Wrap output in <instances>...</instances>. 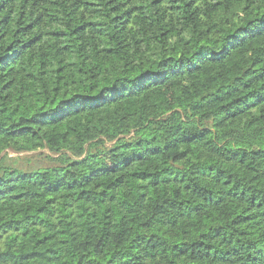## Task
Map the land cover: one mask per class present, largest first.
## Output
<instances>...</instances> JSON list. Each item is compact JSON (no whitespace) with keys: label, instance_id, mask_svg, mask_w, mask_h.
I'll return each instance as SVG.
<instances>
[{"label":"trees","instance_id":"obj_1","mask_svg":"<svg viewBox=\"0 0 264 264\" xmlns=\"http://www.w3.org/2000/svg\"><path fill=\"white\" fill-rule=\"evenodd\" d=\"M0 264H264V0H0Z\"/></svg>","mask_w":264,"mask_h":264},{"label":"rangeland","instance_id":"obj_2","mask_svg":"<svg viewBox=\"0 0 264 264\" xmlns=\"http://www.w3.org/2000/svg\"><path fill=\"white\" fill-rule=\"evenodd\" d=\"M10 157H19L21 158L20 166L22 168L34 169L38 167H45L57 164L54 158L57 157L55 154H51L46 150L38 151L34 153H20L15 154L13 152H8ZM46 155L50 156V159L46 157ZM28 159L29 162H24L23 160ZM53 159V160H52Z\"/></svg>","mask_w":264,"mask_h":264}]
</instances>
